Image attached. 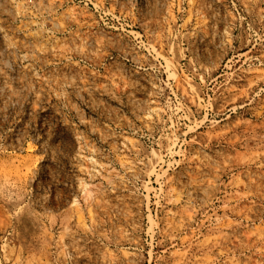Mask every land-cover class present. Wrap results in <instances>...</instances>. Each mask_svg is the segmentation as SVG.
Masks as SVG:
<instances>
[{
	"label": "rangeland",
	"instance_id": "1",
	"mask_svg": "<svg viewBox=\"0 0 264 264\" xmlns=\"http://www.w3.org/2000/svg\"><path fill=\"white\" fill-rule=\"evenodd\" d=\"M0 264H264V0H0Z\"/></svg>",
	"mask_w": 264,
	"mask_h": 264
}]
</instances>
